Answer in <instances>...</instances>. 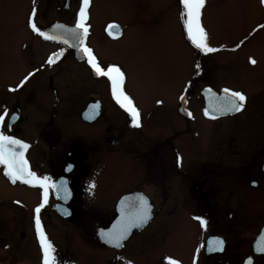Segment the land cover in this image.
I'll return each mask as SVG.
<instances>
[{
	"label": "flooded vegetation",
	"instance_id": "flooded-vegetation-1",
	"mask_svg": "<svg viewBox=\"0 0 264 264\" xmlns=\"http://www.w3.org/2000/svg\"><path fill=\"white\" fill-rule=\"evenodd\" d=\"M91 2L87 9L89 33L85 42L101 64L90 44L92 35L106 43L118 42L128 31L135 30L136 24L128 17L118 34L109 35L107 29L111 22L96 32L90 23ZM28 4L27 10L20 11L13 23L14 32L20 33L16 37L19 44L29 49L23 63L28 69L22 70L15 80L12 86L15 91L0 86V114L7 109L3 131L30 145L25 155L31 170L61 185L59 193L55 188L49 190L40 214L45 234L51 228L55 234H60L57 244H53L57 264H73L67 259L75 253L76 240L68 234H72V228H76L80 239L89 247L110 252L115 258L110 264H169V260L178 264H248L249 260L252 264H264V252L256 248L264 229V70L256 57L229 54L237 53L254 35L263 34V39L256 43L257 50L263 49L264 15L255 12L256 23L249 30L250 35L237 37L234 45L225 43L219 51L225 55H214L205 61L196 58L194 77L191 76L187 92L179 95L177 91L174 98L172 114L177 115V122L173 120L168 125L151 118L149 122L134 103L140 111L142 125L136 128L113 99L110 81L95 75L80 51L76 56L69 46L45 40L30 28L33 10L34 22L41 31L57 24L74 28L81 0H31ZM23 13L28 14L27 23ZM58 29L54 35L65 34L64 29ZM115 34L117 37H113ZM36 43L51 46L40 59L36 56ZM62 49L63 54L49 65L47 60ZM219 56L223 61L233 56L236 64L227 63L229 66H224L222 72L218 68ZM253 59L254 65L250 62ZM72 60L96 81V86L89 87L75 99H71L69 82L77 77L70 67ZM56 62L64 66L61 68ZM197 63L200 69L196 68ZM57 66L59 71L52 73ZM218 70L221 73H215ZM29 73L34 74L18 87ZM209 88L217 96L224 93L225 88L244 93L243 110L227 114L210 112L216 118L206 117ZM43 90L46 94L40 97ZM7 94L13 96L11 104ZM196 103L202 117L193 107ZM93 104H98L99 108L93 110ZM182 104L186 105L190 116L180 114ZM69 111L74 112L72 119H66ZM13 116L18 118L12 121ZM68 165L72 166L71 171L66 170ZM0 179L13 200L10 214L16 215L19 221L30 218L32 228L28 226L26 232L19 234L17 242H29L30 248L24 253L33 260L36 257L33 246L38 248L34 209L43 200V190L20 181L13 184L4 175L2 165ZM65 180L70 192L67 198L62 185ZM90 183L95 187L89 189ZM138 193L152 205L153 218L149 225L132 229L130 234L133 235L122 251L100 246L97 234L119 217L117 207L120 209L121 200ZM16 201L29 207L28 210ZM197 216L206 220L205 226L194 219ZM156 222L160 230L148 231ZM9 225L13 226L12 222ZM148 234L161 244L158 250L145 244L151 239ZM181 234H191L195 240L188 250L177 254L174 243ZM214 238L225 241L223 251L208 250V242ZM129 250V260L123 263L122 254ZM38 254L39 264H43L42 249Z\"/></svg>",
	"mask_w": 264,
	"mask_h": 264
},
{
	"label": "rangeland",
	"instance_id": "rangeland-1",
	"mask_svg": "<svg viewBox=\"0 0 264 264\" xmlns=\"http://www.w3.org/2000/svg\"><path fill=\"white\" fill-rule=\"evenodd\" d=\"M30 1L0 0V86L4 90L12 89L21 71L28 69V65L23 67V63L29 55V49L27 45L19 44L16 37L20 33L14 32L13 23L20 11L27 10ZM91 1L90 23L96 32L110 22L121 28L128 17L129 21L134 23L133 25L136 24L134 27L136 29L128 31L118 42L106 43L92 35L90 44L101 60V64L119 66L124 72L125 92L140 109L143 118H149V122L150 118L154 121L163 120L162 122L168 123V125H171L173 120L177 122V115L172 114V108L175 105L174 98L177 91L179 95L187 92L191 76L194 77L193 63L196 58L205 61L206 58L212 59L214 55H225L226 53H219L223 45L231 43L234 45L233 41L237 37L241 39L250 35L251 31L249 30L256 23L255 12L258 11L261 16L264 15V3L261 0H206L202 10L201 24L207 33L209 46L216 48L217 51L205 54L196 49L187 37L183 26L184 17L181 15L183 6L179 0L178 2L176 0ZM23 15L24 22L27 23L28 14L23 13ZM17 30L21 32L18 27ZM262 35L257 37L254 35L240 50L236 51L237 53L229 54H233V56L248 54L251 57H256L259 67L264 70V45L262 50H257L256 44L263 39ZM35 46V49L37 48L36 56L39 59L51 48V46L41 43L39 45L36 43ZM60 52L61 50L57 51V53ZM233 56L231 60H219L218 68L222 72L224 66H229L227 63L232 66L236 64ZM57 62L55 64L61 68L64 66ZM72 62L73 65L70 67L73 68L77 77L69 82L72 84L71 99H75L80 94L86 93L89 87L96 86V81L86 73L83 66L75 64L73 60ZM220 70L215 73H221ZM54 71H59L58 66L51 70L52 73ZM38 72L40 73L41 70ZM45 94L46 91L43 90L39 96L42 97ZM6 96L8 103L11 104L13 96L10 94ZM158 101L161 103H157ZM197 104L193 107L201 113L202 117V111L199 110ZM68 113L66 119H72L74 112L69 111ZM4 186L0 179V212L4 210V213H0V264H39L38 248L33 246L36 250V257L32 260L28 254V259L24 251L30 248L29 242L25 241L19 244L17 242L19 234L26 232L28 226L32 228V225L30 218L27 221H22L20 218L19 221L16 215L10 214L9 210L12 208L13 200L11 201V194L6 191ZM19 206H23L25 211L29 208L21 202ZM11 222L13 226L9 225ZM66 227L71 228L70 226ZM75 229L72 228V234L66 233L76 240L75 243H78L76 234L79 233ZM155 230H160L157 222L148 229V231ZM46 236L49 240L55 239L56 244L60 238V234H55L52 228L47 230ZM148 236L151 237V234ZM194 240L195 238L191 234H181L174 243V246L178 248L177 254L182 250H188ZM145 244L155 250H158L159 246L161 247L157 238L154 237L149 238ZM81 254L84 256L82 258L79 256L80 259L76 261H72L71 257L67 259L73 264H110L111 259L113 263L115 261L113 255L106 251L94 250V252L85 253L82 250ZM129 257L130 250L122 254L121 260L124 263L129 260ZM88 259H92L94 263L88 262Z\"/></svg>",
	"mask_w": 264,
	"mask_h": 264
},
{
	"label": "snow or ice",
	"instance_id": "snow-or-ice-1",
	"mask_svg": "<svg viewBox=\"0 0 264 264\" xmlns=\"http://www.w3.org/2000/svg\"><path fill=\"white\" fill-rule=\"evenodd\" d=\"M183 6L182 16L184 17V29L187 33L188 39L202 53H213L217 49L210 47L207 40L208 36L201 24L202 10L205 7L206 0H179ZM264 3V0H261ZM81 7L78 12V19L74 28H65L62 24H57L56 28H62L65 31L63 35H50L47 32L41 31L37 24L34 22L35 10L32 11L29 18V25L32 31L38 33L45 40L59 41L61 44L77 48L80 53L86 58L87 64L95 75L107 78L111 85V94L113 99L123 109L131 120V125L136 128H140L141 125V114L138 108L134 105L131 97L124 91L123 85L125 81V74L119 66L108 65L102 66L93 50L87 46L85 39L88 36L89 29L86 25L87 20V9L90 6V0H81ZM264 27V25H262ZM119 32V25L109 24L108 33L113 35ZM63 54V49L60 53H54L52 57L47 60V63L51 65L54 63V58H58ZM253 65L256 61L253 59L250 61ZM196 68L200 69V65L197 63ZM34 73H29L28 76L24 77L18 87H22L23 84L32 76ZM15 91L16 89H10ZM211 93L209 97V108L205 109L204 115L207 117L211 113L227 114L230 112H240L243 110L246 102V96L240 91H230L228 88L223 90V96H217L212 92V89L207 90ZM180 99L183 101L184 97ZM157 103H161L158 101ZM92 109L99 108L98 104H93ZM190 116L191 113H188ZM7 116V109L4 113L0 114V165L4 168V175L8 177L13 184L17 181L23 184L30 185L33 187H39L43 190V200L34 209V225L37 233L40 247L43 251V264H57L56 257L54 255L55 248L53 244L47 238L41 222V210L45 207L48 197L49 190L55 188L59 193L61 191V185H57L51 182V177L38 175L35 171H32L29 166V161L26 159V150L30 145L21 139L16 138L14 135L6 134L3 131V125ZM18 117H11L12 121H15ZM215 119L216 116H211ZM11 128V123L9 124ZM181 158L178 157V161ZM72 166L68 165L66 170L71 171ZM63 191L65 198L70 195L68 188L66 187L67 181H62ZM94 183L89 184V189L94 188ZM16 203H20L16 201ZM152 218V205L149 200L141 194L135 196L124 197L120 202V218L112 225V228L105 231L101 230L99 235L105 243L114 244L116 247L121 246V242L127 239L132 229L140 227L146 224ZM201 226L206 225V220L197 216L194 217ZM262 244H264V237L261 238ZM225 241L222 238H214L208 242V250L213 249L217 251H223ZM261 252H264V246L259 248ZM130 264V262H129ZM169 264H178L177 261L169 260ZM248 264H252L249 260Z\"/></svg>",
	"mask_w": 264,
	"mask_h": 264
},
{
	"label": "water",
	"instance_id": "water-1",
	"mask_svg": "<svg viewBox=\"0 0 264 264\" xmlns=\"http://www.w3.org/2000/svg\"><path fill=\"white\" fill-rule=\"evenodd\" d=\"M56 31H57V29H56V28H53V29L48 30L47 33L51 35V32H56ZM71 48H72V47H71ZM72 50L74 51V53L76 54V56L79 55V50H78L77 48H72ZM118 209H119V208H118ZM119 213H120V212H119ZM119 218H120V215H119L118 219H119ZM118 219H117V220H118ZM117 220H116V221H117ZM116 221H115L113 224H115ZM149 221H150V220H149ZM149 221H148V222H149ZM148 222H147V223H148ZM147 223L144 224V225H147ZM113 224H112V225H113ZM111 228H112V226H111ZM111 228H110V229H111ZM262 233H263L262 236L264 237V229H263V232H262ZM129 235H130V234H129ZM129 235H128V237H129ZM128 237H127V238H128ZM125 240H126V239H125ZM125 240H124V241H125ZM124 241H122L121 244H122ZM112 245H114V244H112ZM114 246H115V245H114Z\"/></svg>",
	"mask_w": 264,
	"mask_h": 264
}]
</instances>
